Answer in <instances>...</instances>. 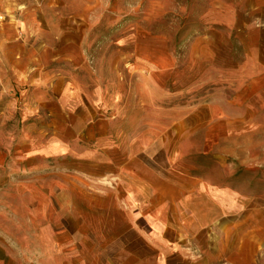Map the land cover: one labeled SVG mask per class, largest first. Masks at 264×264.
Wrapping results in <instances>:
<instances>
[{"label":"crops","instance_id":"crops-1","mask_svg":"<svg viewBox=\"0 0 264 264\" xmlns=\"http://www.w3.org/2000/svg\"><path fill=\"white\" fill-rule=\"evenodd\" d=\"M250 10L191 44L171 110L130 99L127 126L80 152L52 197L54 264H262L264 0Z\"/></svg>","mask_w":264,"mask_h":264},{"label":"rangeland","instance_id":"rangeland-1","mask_svg":"<svg viewBox=\"0 0 264 264\" xmlns=\"http://www.w3.org/2000/svg\"><path fill=\"white\" fill-rule=\"evenodd\" d=\"M253 2L0 0V264L62 263L52 197L80 152L127 126L130 99L171 110L191 44L234 34Z\"/></svg>","mask_w":264,"mask_h":264}]
</instances>
